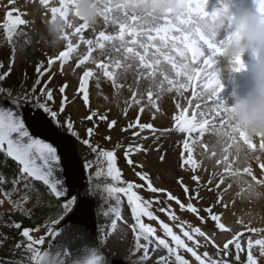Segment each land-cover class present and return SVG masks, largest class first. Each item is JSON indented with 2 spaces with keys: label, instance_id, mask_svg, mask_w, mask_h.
<instances>
[{
  "label": "snow or ice",
  "instance_id": "1",
  "mask_svg": "<svg viewBox=\"0 0 264 264\" xmlns=\"http://www.w3.org/2000/svg\"><path fill=\"white\" fill-rule=\"evenodd\" d=\"M8 2L15 4V0H8ZM40 2L44 5L49 4V0H40ZM68 2L69 0H60L61 7L51 8V13L55 15L57 12H62ZM183 3L187 10L186 18L177 23L166 21L162 27L155 30L154 35L147 37V40L152 42L150 46L157 52L160 51L157 41L163 43L166 48L171 44L172 54L164 58L172 63L177 76H182L186 81V84L174 90L180 99L175 103L178 114L172 117L173 127L158 130L151 123H141L140 114L144 112V100L134 94L130 100L125 101L126 107L123 113L126 116L129 108L139 106L137 118L129 122L127 127L122 128L121 131L136 128L138 131H134L132 135L139 137L140 140L149 139L147 135H142L145 130H149L154 137L157 131H176L184 134L181 167L188 165L195 171L203 163L202 160L198 162L194 158L196 146L204 150L200 154L202 157L215 156L217 147L221 151L230 149L231 142L235 140V134L239 131L230 119V115L235 111V105H228L221 99L224 84L215 69L217 58L224 55L223 45L239 36V27L233 23L234 18L230 17L224 36L219 41L198 29H186L183 25L192 24L193 19L196 18L202 17L214 22L222 11H227V8L221 6L222 0H218L219 6L213 7L211 11L208 10L207 0H183ZM252 3L253 11L264 20V0H252ZM63 14L66 15V12ZM24 15L25 13H21L17 8L6 12V22L3 28L9 34V39L17 26L25 25V19L22 18ZM85 30L89 29L84 25L79 29L81 41L79 47L83 45L87 48L92 40L100 39L101 35L106 32L102 30L98 34L91 31L90 35L85 37ZM123 31L124 29L121 28V33ZM129 35H134V33L129 30ZM65 49L48 59V68L44 69V72L50 71L51 66L57 61L60 62L62 70L63 64L72 57L68 45H65ZM177 56L190 59L193 70L186 72L181 67H177L175 64ZM76 59V67L83 69L76 93L83 101L84 107L89 109V114L83 119L93 124L92 127L87 128L86 138L81 137L71 116H66L61 123L60 115L65 113L67 105L72 103L65 94L67 83L59 87L61 98L58 111L54 110L50 104V102H55L53 90L49 87L51 76L48 77V81L44 82L43 87L37 88V85L42 82L41 79H37L31 90L21 88L15 95H13V89L5 90L0 87V153H3L6 159L10 158L16 165V168L11 170V178L0 173V195L3 196V199H0V205L6 201L14 212L26 215L29 219L34 211H39L43 217L42 223L35 228L22 227V222L14 219L5 224L6 227L19 231L21 240L17 241L14 247L24 249V259L27 264H109L100 254L97 246V244L102 245L107 242L108 234L102 233V238L93 237L86 219L89 204L87 198L96 196L98 193L101 194V199L104 204L108 205V208L107 210L103 207L98 208L97 214L105 217L112 214V230L116 228L117 221L124 220L122 205L124 200L127 201L134 221L130 227L135 239L134 246L130 249V257L141 253L137 259L132 261V264H149L150 261L153 264H192V261L181 254L182 252L189 254L195 264H230L229 260L224 259L230 255L229 245L234 246V259L239 261L240 253L243 251L238 239L240 233H233V238L220 248L215 244L214 233H206L200 227H193L186 221H179L171 204L167 202L174 201L181 210L186 209L195 214L201 223L205 222V215L192 203V200L199 196V192L190 189L182 181H178L188 199V203L185 204L171 191L154 186L149 173L143 170L144 164L137 163L132 158L136 153H146L148 147L138 142L130 143L125 147L117 141L112 149H105L99 142H93V137L99 135V126L94 118L105 121L108 115L107 113L101 114L90 107L89 82L90 78L94 77V73L87 66L89 58L77 57ZM141 59L143 60V57ZM251 62L253 64L254 61L251 59ZM229 63L232 73L247 71L249 67L244 57L241 56H237ZM42 67L43 65L37 67V72L41 77L44 75V72H41ZM10 70L11 65H9L8 72L0 74V81L6 80ZM105 75L107 77V73ZM96 87L98 90L101 87L98 79H96ZM189 91L191 94L185 96V93ZM147 103L156 111L160 110L151 93L148 94ZM53 124L66 130L68 136L57 137L52 127ZM116 125L117 121L113 119L107 127L111 130ZM194 132L198 133L195 137L191 135ZM206 132L217 137L215 143L203 140ZM103 139L111 141L112 137L105 135ZM74 141L86 146L94 156V159L86 160L83 165L87 185L83 195L80 191L83 187L80 184L82 176L73 166ZM122 147L125 162L135 172L140 182L126 180L117 166V149ZM160 160H164L163 155ZM93 168H95L94 172ZM138 168L139 171H137ZM261 168L264 169V164ZM192 179L199 183L198 176L193 175ZM34 181L42 182V185L46 187L47 197H43V194L38 195L37 204L33 208H26L25 206L32 199L31 194L38 192ZM208 183L212 184L213 180L209 179ZM5 185H10V187L5 190L3 187ZM221 185L223 181L219 180L216 188L220 189ZM140 190L152 194L163 193L166 195V201H161L158 197L145 198L140 194ZM194 191L195 195H193ZM14 196L17 199H13ZM222 201L223 193L218 192L217 203H222ZM153 204L161 205L155 211L164 213L172 224L166 223L155 214ZM223 206L227 207V204ZM53 208L55 211H52ZM203 213H207V219L214 222L216 229L221 232L232 231L222 222V214L214 213L211 207L203 209ZM145 218L148 221H155L159 229L152 224L145 223ZM124 223L127 221L124 220ZM174 227L179 229V234L174 231ZM41 229L44 235L37 238L31 234ZM250 231L256 233L264 230L250 229ZM197 237L212 244L217 249L216 256L220 258H213L206 250L200 252L199 249L206 247V244ZM6 239H8L6 234H0V241ZM46 240L48 243L45 248ZM254 244L259 248V257H264V238L256 239ZM247 248L245 264H259L258 258L252 252L253 241L251 239L248 241ZM161 250L166 254L157 255L153 260L152 253H159ZM81 253L82 257L76 255Z\"/></svg>",
  "mask_w": 264,
  "mask_h": 264
},
{
  "label": "rangeland",
  "instance_id": "2",
  "mask_svg": "<svg viewBox=\"0 0 264 264\" xmlns=\"http://www.w3.org/2000/svg\"><path fill=\"white\" fill-rule=\"evenodd\" d=\"M77 2L78 0H69L62 12L53 15L51 8L61 7L60 0H49L48 5L42 4L40 0H15V4H9L8 0H0V29L3 28V24L6 22V12L17 8L21 13H25L22 17L25 19V25L17 26L15 32L12 33L13 67L17 70V74L21 78H25L30 74L33 77L34 74L38 73L37 67L39 65H43L41 72H44V69L48 68V59L58 55L59 51L66 50L65 45H68L72 52L71 59L63 64L62 70L60 62L54 63L50 71L44 72L42 79L45 82L51 76L49 87L53 90L55 102H50V104H54L57 111L59 110L61 98L59 87L67 83L68 87L65 94L72 103H69L66 112L60 115L61 123H63L66 116H71L81 137L86 138V130L92 127L93 124L83 119L84 116L89 114V109L84 107L83 101L79 99L76 93L83 70L76 67V58H89L87 66L94 73V77L90 78L89 82L90 107L93 110H98L101 114L107 113L108 115V119L105 121L94 118L97 124L101 123V126L98 127L99 135L93 137V142H99L105 149H112L117 141L125 147L136 142L144 144L148 147V151L146 153H136L132 158L137 163L144 164L143 170L149 173L154 186L171 191L185 204L188 203V199L184 194L181 183L178 181H182L190 189L199 192V196L192 200V203L205 215V222L201 223V220L195 214L188 212L186 209L181 210L174 201L167 202L171 204L179 221H186L187 224L193 227H200L206 233H214L215 244L220 248L233 238V233H240L239 237L247 234L252 235L240 240L243 251L240 253L239 261L242 262L241 264H245L248 251L247 245L249 239H251L253 241V254L258 258L259 264H264V257H259V248L254 244L256 239L264 238V231L256 233L250 231V229L264 230V203L261 200L264 194V169L261 168V165L264 164V141L258 146H253L245 133L239 130L236 132V138L231 142L230 149L227 152L220 150L216 152L215 156L202 157L200 154L204 150L196 146L194 158L198 162L202 160L203 163L193 171L191 166L181 167L184 134L176 131H157L155 137H159V139H155L149 130H145L142 135H147L149 139L140 140L139 137L132 135L134 131H138L136 128L121 131L122 128L127 127L129 122L135 121L137 118L139 106L129 108L126 116L123 113V109L126 107L125 101L130 100L134 94L138 95L139 99L144 100V112L140 114L141 123H151L158 130L173 127V119L168 120L165 117L166 115L164 116L160 104L166 98L175 101L179 96L174 90L179 89L182 84H186V81L182 76H177L172 63L164 58L172 54L171 44L166 48L163 43L157 41L156 43L160 48V51L157 52L150 46L152 42L148 41L147 37L154 35L155 30L162 27L166 21L177 23L187 17L183 0H96L102 7V15L92 25L85 22L79 15ZM224 3L228 4L233 10H253L252 0H224ZM207 6L208 10L211 11L213 7L219 6L218 0H207ZM64 12H66V15L63 14ZM57 19L64 23L62 33L51 31L50 25ZM211 22L200 17L193 19L192 24L183 26L190 30L198 29L208 35L205 29ZM82 25L89 29L85 30V37L89 36L91 31L98 34L102 30H106V32L101 35L100 39L92 40L87 48L83 45L79 47L78 45L81 43L79 29ZM121 28L124 29L123 33H121ZM129 30L134 35L130 36ZM141 57H143V60ZM244 60L249 66L247 71L235 73L229 75L226 79H221L224 84L221 99L228 105H232L238 97L245 95L253 87L251 80L252 62L247 56L244 57ZM175 64L186 72L193 70L190 59L186 57L177 56ZM0 66H2L0 71L2 70L3 73L9 71V66L4 60L1 48ZM22 72L24 75L21 74ZM96 79L100 81L101 87L99 90L96 87ZM44 82L41 83V87L44 86ZM0 84L6 89L5 83ZM105 89H107L106 92ZM95 90L97 94L93 93ZM37 93L39 94V92ZM149 93L152 94L154 102L158 104L159 111H156L147 103ZM186 93L191 94L190 91ZM94 96H96V101L93 100L95 99ZM113 119L117 121V125L109 130L107 124ZM59 130L67 133L62 128ZM105 135H110L112 137L111 141L104 140ZM191 135L195 137L198 133L194 132ZM80 145L84 148L80 151L84 164L86 160L92 159L93 154L86 146ZM123 152L124 148L122 147L117 149L116 153L120 160L119 166L123 177L126 180L140 182L135 172L125 162ZM161 155L164 156L163 161L160 160ZM186 155L185 153V157ZM217 161H219V164H217ZM94 170L92 169L93 172ZM139 170L138 168L137 171ZM193 175L200 178L199 183L193 181ZM209 179L213 180L212 184L208 183ZM219 180L223 181V185L220 189H217L216 183ZM218 192L223 193V201L219 204L217 203ZM140 194L145 198L158 197L161 201H166V195L163 193L152 194L140 190ZM193 195H195V191ZM0 199H3L2 195H0ZM13 199L17 198L14 196ZM224 204H227V207H224ZM31 205L32 202H29L25 207L28 208ZM160 206L153 204V210L155 211ZM208 207H211L214 213L222 214V222L229 226L232 231L221 232L216 229L214 222L207 219V213H203V209ZM10 211H13V209L6 201L0 205V213ZM155 214L166 223L172 224V221H169L164 213L157 214V211H155ZM97 215L96 210V220H98ZM122 215L127 223H124V220L117 221L114 230L110 226L111 223L106 224L102 229V233H107L108 239L106 243L99 244V247L107 257L132 264V261L137 259V256L141 253L130 257V249L134 246V234L130 227L133 220L127 203L122 206ZM144 222L159 229V225L155 221H148L145 218ZM174 231L179 234L178 228L174 227ZM31 234L37 238L44 235L42 229ZM197 239L206 244V247L199 249L200 252L206 250L213 258H220L216 256L217 249L212 244L204 242L202 238L197 237ZM232 249H234V246L229 245L230 255L224 257V259L235 262V251L232 252ZM164 254L166 253L163 250L159 253H152L153 260L157 255ZM181 254L192 261V264H195L189 254L184 252ZM0 264L13 263L0 258ZM149 264H153V262L150 261Z\"/></svg>",
  "mask_w": 264,
  "mask_h": 264
},
{
  "label": "clouds",
  "instance_id": "3",
  "mask_svg": "<svg viewBox=\"0 0 264 264\" xmlns=\"http://www.w3.org/2000/svg\"><path fill=\"white\" fill-rule=\"evenodd\" d=\"M221 6L227 11H222L214 22L206 26V34L219 41L224 36L229 18L233 17V23L239 27V36L223 45L224 55L218 57L215 64L218 76L226 79L235 74L231 72L229 61L237 56H247L254 61L251 73L253 87L233 102L235 111L230 119L250 139L264 138V20L253 10H233L224 0ZM77 11L90 25L95 24L102 15V7L96 0H78ZM50 28L53 33H62L64 23L57 19Z\"/></svg>",
  "mask_w": 264,
  "mask_h": 264
},
{
  "label": "trees",
  "instance_id": "4",
  "mask_svg": "<svg viewBox=\"0 0 264 264\" xmlns=\"http://www.w3.org/2000/svg\"><path fill=\"white\" fill-rule=\"evenodd\" d=\"M11 42H12V34H11V39H9V34L6 32V30L4 28H1L0 29V48H1L2 53L4 54V60L7 64V66L11 65V70H10V73H9L8 77L6 78V80L0 81V83H2V84L5 83V85H6L5 90L13 89L14 90L13 95H15L16 93H18L21 90V88L31 90L32 86L35 84L37 79H41L42 82H44V80L40 76V73L34 74L33 77L31 76V74L27 75V76H25V78H21V76H19L17 74L18 73L17 70L13 67L14 57H13V50L11 47ZM0 74H3L2 70L0 71ZM21 74L24 75L23 72ZM40 87H41V84L37 85L38 89ZM51 106L53 107L54 110H56L54 108V104H51ZM100 124H98L99 127L101 126ZM59 129H61V128H59ZM92 159H94V156L92 157ZM119 161H120L119 157L117 156V166L120 169ZM15 168H16L15 163L13 161H11L9 158L6 159L3 155V153H0V173H3L5 175H7L9 178H11V170L15 169ZM93 169H95V168H93ZM34 184L36 185L38 192L31 194L32 199L30 202H32V205L29 206L28 208H33V206L37 204V196L38 195L43 194V197H47L46 188H44L43 186H41L37 183H34ZM3 187L5 188V190H7L8 187H10V185H5ZM94 198L97 201L96 210H98V208H101V207H103L105 210H107L108 205L104 204L103 200L101 199L100 193H98ZM42 202H46V201H42ZM124 203H127V201L124 200L123 204ZM155 205H158V204H155ZM52 211H55V208H53ZM157 214H160V212L157 211ZM97 218H98V220H97L98 221L97 222L98 223L97 235H98V237L101 238V236H102L101 230L104 228V226L106 224L111 223L113 216H112V214H109L107 217H105L103 215H97ZM13 219L16 221L22 222V227L35 228L42 223L43 217L41 216V213L39 211H34L31 219H29L26 215H23L19 212H14V211L0 213V234H6L8 237V239L0 241V258H1V260H5L7 262L10 261L13 264H27V261L24 259V256H25L24 249L23 248L17 249L14 247L15 243L17 241L21 240V237L19 235V231L14 229V228H9V227L5 226L6 222H10ZM133 223H134V221H133ZM110 226H111V224H110ZM134 243H135V239L133 240V244ZM234 251H235V249H234ZM241 263H242L241 261H236V260H235V262H230V264H241Z\"/></svg>",
  "mask_w": 264,
  "mask_h": 264
},
{
  "label": "water",
  "instance_id": "5",
  "mask_svg": "<svg viewBox=\"0 0 264 264\" xmlns=\"http://www.w3.org/2000/svg\"><path fill=\"white\" fill-rule=\"evenodd\" d=\"M0 87L5 89L1 84H0ZM52 127L55 130L57 137L68 136V133L61 132L54 124L52 125ZM74 143H75V149H74V154H73V166L80 172V174L82 176V178L80 180V184L83 185V187H81L80 191H81V194L83 195L87 185H86V174L83 172V165L84 164H83L82 158L80 156V151L83 150L84 148L80 145V143L78 141H74ZM34 183H37V184L43 186L42 182L34 181ZM43 187L46 188L45 186H43ZM87 199L89 200L88 213H87V217H86L87 224H88V227H89L93 237H98V235H97L98 224H97V220H96V206H97L96 205V199L94 197H91V196H89ZM247 236H252V235L247 234V235H244L242 237H239L238 239L241 240ZM47 243H48V241L46 240V243L44 246L45 248L47 247ZM97 246L99 248L100 254L106 258V260L109 262V264H127L123 260L112 259V258L107 257L105 254H103L101 252L99 244H97ZM232 252H234V249H232ZM76 255L82 257L83 254L81 253V254H76Z\"/></svg>",
  "mask_w": 264,
  "mask_h": 264
},
{
  "label": "bare ground",
  "instance_id": "6",
  "mask_svg": "<svg viewBox=\"0 0 264 264\" xmlns=\"http://www.w3.org/2000/svg\"><path fill=\"white\" fill-rule=\"evenodd\" d=\"M107 89H109V88H107ZM107 89H105V92L107 91ZM93 93L94 94H97V92H96V90L95 91H93ZM185 96H189V94H187V93H185ZM96 96H94V98H95ZM180 99V97H178L175 101L174 100H171V99H168V98H166V99H164L162 102H161V104H160V107H161V109H162V111L164 112V116L168 119V120H170L172 117H173V115H175V114H177L178 112H177V109H176V106H175V103H176V101L177 100H179ZM93 100H95L96 101V98L95 99H93ZM94 104V103H93ZM163 114V113H162ZM245 136L248 138V140L250 141V143L253 145V146H258V145H260L263 141H264V138H249L246 134H245ZM216 139H217V137H215V136H213V135H211L210 133H205V136H204V140L205 141H211V142H213V143H215V141H216ZM240 143V142H239ZM234 145V144H233ZM237 146V145H236ZM234 148V147H233ZM221 149L219 148V147H217L216 148V152H218V151H220ZM227 152V151H226ZM227 154V153H226ZM225 154V155H226ZM243 157H245V156H243ZM212 158V157H211ZM214 158V157H213ZM217 158V157H216ZM219 158V157H218ZM217 158V159H218ZM215 159V158H214ZM223 159V158H222ZM213 161V160H212ZM221 161V160H220ZM210 163V162H209ZM208 163V164H209ZM221 169V168H220ZM261 200H262V202L264 203V194L262 195V197H261Z\"/></svg>",
  "mask_w": 264,
  "mask_h": 264
}]
</instances>
